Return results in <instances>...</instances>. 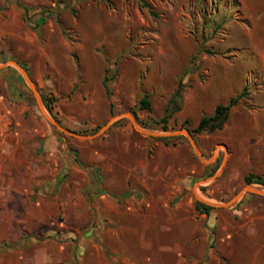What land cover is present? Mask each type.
<instances>
[{
	"label": "rangeland",
	"instance_id": "obj_1",
	"mask_svg": "<svg viewBox=\"0 0 264 264\" xmlns=\"http://www.w3.org/2000/svg\"><path fill=\"white\" fill-rule=\"evenodd\" d=\"M235 96L221 129L190 131ZM0 113L22 139L56 132L49 117L74 131L28 159L56 180L46 194L74 196L45 238L69 242L78 262L110 153L140 215L126 221L136 233L108 240L114 264H264V185L242 179L246 166L264 177V0H0Z\"/></svg>",
	"mask_w": 264,
	"mask_h": 264
},
{
	"label": "crops",
	"instance_id": "obj_2",
	"mask_svg": "<svg viewBox=\"0 0 264 264\" xmlns=\"http://www.w3.org/2000/svg\"><path fill=\"white\" fill-rule=\"evenodd\" d=\"M9 122L7 114L0 113V264H83L84 262H78V255L77 257L74 255L76 248L69 242L45 238L47 233H55L58 226L64 224L59 220V216L66 214L63 205L74 206L72 205L74 196L63 197L60 192L46 194L48 188L56 186V180L53 177L41 178L33 175L28 159L31 147L39 149L43 146L45 151L60 152L61 140L57 130H64L54 128L56 132L41 133L38 129H29L27 134L29 137L22 139L21 136L25 133L20 129H10ZM58 123L61 124L59 121ZM108 157L105 175L109 177L103 181L105 190L100 194H92L91 199L96 203V207L91 206L87 210L85 239L80 243V249L85 246L87 250L85 264L118 263L120 259L116 254L120 252L110 246L108 240L120 239L121 232H137L130 221L126 222L128 216H140L136 208L126 205L128 202L126 196L129 193L125 188L128 187V183L121 185L122 183L116 182V177L113 176H120L122 168L118 167L115 170L116 159L110 153ZM6 164H10L12 174L4 173V170L9 172L4 169ZM27 164L30 166L28 165L29 169L25 170ZM248 170L246 166L242 172L243 181L249 174L263 177ZM231 171L233 175L240 172L238 167H232ZM31 183L38 188L37 191L30 189ZM63 188L64 186H61V189ZM35 192L37 197L31 200L30 196ZM73 211V216L77 218V211ZM68 215L72 218V212ZM65 225L69 226L70 234L77 231L75 226ZM98 246L103 250L100 251Z\"/></svg>",
	"mask_w": 264,
	"mask_h": 264
},
{
	"label": "trees",
	"instance_id": "obj_3",
	"mask_svg": "<svg viewBox=\"0 0 264 264\" xmlns=\"http://www.w3.org/2000/svg\"><path fill=\"white\" fill-rule=\"evenodd\" d=\"M106 78L104 79V84L106 86ZM245 88L243 89V91L241 92V94H244ZM43 101L45 106L47 107V109L49 110V112L55 117V115L53 114V106H54V101H55V97L53 95H44L42 96ZM239 96H235V97H231L227 103L225 104H218L215 109L213 114L211 115H203L199 121L198 124L196 125V127H194L193 129H190V131L195 132V133H200V132H204V131H212L215 129H221L223 127V123L226 120V118L228 117L229 114V110L231 109V107L233 105H235L238 102ZM150 106V101L147 98V95H144L141 99H140V107L141 108H148ZM170 117V112H167L164 114V116L162 117L161 121L166 123L167 119ZM165 126V125H164ZM244 182L245 183H260L262 185H264V178L261 176H256L253 174H249L247 176H245L244 178ZM196 209L204 212L206 214L210 213V211L214 208L213 206L197 201L196 202Z\"/></svg>",
	"mask_w": 264,
	"mask_h": 264
},
{
	"label": "water",
	"instance_id": "obj_4",
	"mask_svg": "<svg viewBox=\"0 0 264 264\" xmlns=\"http://www.w3.org/2000/svg\"><path fill=\"white\" fill-rule=\"evenodd\" d=\"M24 75H25V77L27 78V75H26V74H24ZM27 79H28V78H27ZM28 81H29L30 86L34 89V87H33V83H32L30 80H28ZM48 119H49V121L52 123V125H53V127H54L55 129H61V130H64V131L70 132V131H68V130L63 129V128L59 125V123H58L55 119H53L52 117H49ZM185 132L188 133L187 130H185Z\"/></svg>",
	"mask_w": 264,
	"mask_h": 264
}]
</instances>
